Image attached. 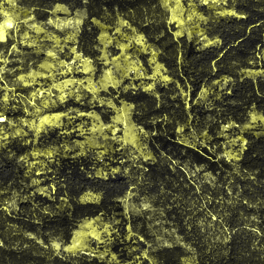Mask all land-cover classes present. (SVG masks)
Segmentation results:
<instances>
[{
    "label": "trees",
    "instance_id": "16d2710c",
    "mask_svg": "<svg viewBox=\"0 0 264 264\" xmlns=\"http://www.w3.org/2000/svg\"><path fill=\"white\" fill-rule=\"evenodd\" d=\"M14 3L36 22L51 18L57 5L82 12L74 46L97 73L103 68L101 25L114 28L122 20L152 48L166 79L152 90L121 84L100 91L117 106H132L131 118L145 132V155L123 149L115 159L60 150L34 156L37 148L64 144L67 135L58 128L36 138L0 139V264H264V133L243 130L235 158L227 157L222 135L225 125L242 126L252 112L264 116V0H224L223 13L206 9L200 23L205 43L176 35L162 0ZM14 43L9 36L0 41L1 60L13 57ZM19 46L24 64L43 56ZM6 65L20 70L17 61ZM224 79L228 86L219 89ZM204 88L215 93L201 100ZM68 102L111 120L101 104ZM4 114L23 116L19 109ZM35 178L44 180L45 192L36 190ZM127 195L140 210L124 223L147 243L146 257L107 259L64 249L83 220L123 214Z\"/></svg>",
    "mask_w": 264,
    "mask_h": 264
},
{
    "label": "rangeland",
    "instance_id": "374dc122",
    "mask_svg": "<svg viewBox=\"0 0 264 264\" xmlns=\"http://www.w3.org/2000/svg\"><path fill=\"white\" fill-rule=\"evenodd\" d=\"M169 10V18L176 26V35L186 34L200 42H207L200 23L206 18L205 10L223 13L224 0H162ZM0 13V25H4L5 38L15 43L11 47L12 58L1 60L0 82V139L17 137L36 138L54 128L67 135L64 144L37 148L34 156H49L56 150L71 156H94L101 160L123 149L138 151L145 155V132L136 126L131 118L132 106L125 102L115 105L100 95L101 90L119 85L141 86L152 90L155 83L164 81L166 76L155 53L142 35L125 27L119 20L114 28L101 25L99 41L103 68L97 73L89 58L76 52L74 42L82 22V12L69 14L66 7L57 5L54 15L46 22H36L27 11L14 3L4 0ZM11 24V27H8ZM4 38V39H5ZM3 39V40H4ZM19 45L32 46L36 54L24 64L25 53ZM116 51V52H114ZM146 56V63L143 58ZM19 63V71L6 64ZM8 71L3 76V71ZM126 82V84H124ZM28 87L25 93L17 92L12 86ZM219 89L228 86L227 80L218 82ZM4 87V88H3ZM212 90L204 88L200 99H206ZM87 100L98 103L112 112L111 120L105 123L95 111H81L80 107L68 101ZM58 105H65L64 111H57ZM8 109L22 110L23 116L7 119ZM243 130L264 133V116L252 112L248 122L242 126L228 124L223 127L224 147L227 157H237L244 145ZM189 139V136H185ZM194 137V136H193ZM36 190L45 192L47 187L42 178H35ZM86 195L85 198H90ZM124 213L112 218L97 216L83 220L74 231L71 242L64 247L67 251H87L107 259H117L124 254L134 259L146 257L147 243L134 233L124 219L140 207L133 204L130 195L123 199ZM142 208H148L142 203ZM187 264H192L190 261Z\"/></svg>",
    "mask_w": 264,
    "mask_h": 264
},
{
    "label": "clouds",
    "instance_id": "9594fccd",
    "mask_svg": "<svg viewBox=\"0 0 264 264\" xmlns=\"http://www.w3.org/2000/svg\"><path fill=\"white\" fill-rule=\"evenodd\" d=\"M4 25H0V41L5 38ZM8 27H11V24H8Z\"/></svg>",
    "mask_w": 264,
    "mask_h": 264
}]
</instances>
